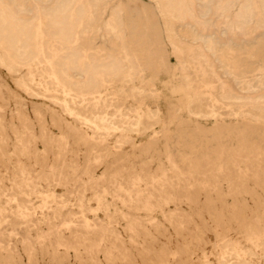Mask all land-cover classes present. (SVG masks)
Returning a JSON list of instances; mask_svg holds the SVG:
<instances>
[{"label":"rangeland","instance_id":"rangeland-1","mask_svg":"<svg viewBox=\"0 0 264 264\" xmlns=\"http://www.w3.org/2000/svg\"><path fill=\"white\" fill-rule=\"evenodd\" d=\"M94 3L0 0V264H264V0Z\"/></svg>","mask_w":264,"mask_h":264},{"label":"bare ground","instance_id":"bare-ground-1","mask_svg":"<svg viewBox=\"0 0 264 264\" xmlns=\"http://www.w3.org/2000/svg\"><path fill=\"white\" fill-rule=\"evenodd\" d=\"M75 1V0H74ZM79 1V0H78ZM86 1V0H85ZM95 3H102V2H104L105 0H93ZM157 1H159V3H161L162 5H163V7H164V10H166L167 11V13L168 14H172L173 16H175V17H184L185 18V16L187 15L186 13V10L183 8L184 6H182V3H181V1L182 0H157ZM90 2V1H89ZM65 3V2H64ZM67 3V2H66ZM94 3V4H95ZM156 3V2H155ZM262 3V2H261ZM68 5H69V3H67ZM83 4H85V3H83ZM93 4V5H94ZM157 4V3H156ZM184 4V3H183ZM65 5V4H64ZM77 5V4H76ZM81 5V4H80ZM91 4L89 3V6H90ZM228 5H230V4H228ZM227 5V6H228ZM70 6V5H69ZM83 6H85V5H83ZM218 6V5H217ZM226 6V7H227ZM261 7L259 8V25L261 26H263L264 27V3L262 4V5H260ZM60 7V6H59ZM66 7H68V6H66ZM64 8L63 10L65 11L66 9H68V8ZM74 7H75V5H74ZM80 7V6H79ZM85 7H87V6H85ZM160 7H161V5H160ZM232 7V6H231ZM230 7V8H231ZM77 8V7H76ZM162 8V7H161ZM187 8V7H186ZM216 8V7H215ZM218 8V7H217ZM246 8H248V7H246ZM40 9V8H39ZM90 9V8H89ZM92 9V8H91ZM189 9V8H188ZM223 9V8H222ZM233 9V8H232ZM51 10V9H50ZM56 11H58V8L57 9H55ZM61 10V9H60ZM76 10V9H75ZM82 10H83V8H82ZM85 10V9H84ZM83 10V11H84ZM159 10H160V8H159ZM229 10V8H226V9H224V10H222V12H221V15H223V16H225V18H229V14H228V11ZM248 10V9H247ZM254 10V9H253ZM256 10V9H255ZM38 11V10H37ZM49 11V10H48ZM67 11V10H66ZM74 11V10H73ZM96 11V10H95ZM165 11V12H166ZM251 11H252V8H251ZM250 11V13H252ZM49 12H51V11H49ZM75 12V11H74ZM78 12H79V10H78ZM46 13V12H45ZM53 13H55V11L53 12ZM65 12H61V13H58V14H60V16H61V14H62V16H63V14H64ZM79 13H81V12H79ZM87 13V12H86ZM121 13V12H120ZM161 13H163V11L161 12ZM254 13V12H253ZM56 14V13H55ZM57 14V15H58ZM83 14V13H82ZM115 14H117V12L115 13ZM119 14V13H118ZM165 14V13H164ZM231 14V13H230ZM4 15V14H3ZM49 15V14H48ZM51 15H52V13H51ZM54 15V14H53ZM74 15H77L76 13H74ZM220 14H219V16H221ZM5 16V15H4ZM42 16V15H41ZM44 16V15H43ZM42 16V17H43ZM66 16V15H65ZM69 16H71V14L69 15ZM78 16V15H77ZM83 16V15H82ZM99 16V15H98ZM163 16H165V15H163ZM162 16V17H163ZM169 16V15H168ZM253 16V15H252ZM38 17H40V16H38ZM58 17V16H57ZM57 17H56V19H57ZM64 17V16H63ZM67 17V16H66ZM100 17V16H99ZM120 17V16H119ZM173 18V17H171V18H173L174 20H176L177 18ZM188 17V16H187ZM4 18V17H3ZM46 18H47V16H46ZM114 18V17H113ZM116 18V19H115ZM115 23H114V25H112L113 27H116L117 25H118V18L115 16ZM169 17H167L166 19L167 20H169L168 19ZM189 18H190V16H189ZM207 18V17H206ZM5 19V18H4ZM35 19V18H34ZM33 19V20H34ZM48 19V18H47ZM52 19V18H51ZM50 19V17H49V21L51 20ZM64 19V18H63ZM113 19V20H114ZM235 19V18H234ZM54 20V22H55V19H53ZM67 20V22H68V18L66 19ZM99 20V19H98ZM228 20V19H227ZM1 21H2V18H1ZM3 21H5V20H3ZM52 21V20H51ZM58 21V20H57ZM64 21V20H63ZM120 22H121V20H119ZM249 21H251V20H249ZM33 22V21H32ZM54 22H53V25L52 26H54ZM235 22V21H234ZM3 24H4V22H2ZM55 23H58V22H55ZM63 23V22H62ZM122 23V22H121ZM175 23V22H174ZM245 23V22H244ZM248 23V22H247ZM247 23H245V24H240L239 26L238 25H236V27L238 26V30L240 31V33H243L244 31H245V29H246V24ZM5 24H6V22H5ZM5 24H4V26H5ZM49 24V26L51 27V23H48ZM110 24V23H109ZM123 24V23H122ZM170 24H171V22H170ZM238 24V23H237ZM250 24V23H249ZM258 24V23H257ZM63 25V24H62ZM61 25V26H62ZM149 25V24H148ZM258 25V26H259ZM29 26H31V25H29ZM57 26V25H56ZM120 26H121V24L118 26L119 28H120ZM234 26V25H233ZM259 26V27H260ZM40 27V26H39ZM58 27V26H57ZM57 27H55V28H57ZM59 27H60V24H59ZM64 27V26H63ZM167 27H168V25H167ZM172 27V26H171ZM227 27H230V26H227ZM170 28V27H169ZM231 28V27H230ZM18 29V28H17ZM40 29V28H39ZM38 29V30H39ZM51 29H53V28H51ZM122 29V28H121ZM7 30H9V28L7 29ZM6 30V28H5V31H7ZM58 30H60L59 28H58ZM81 30V29H80ZM167 30H169V29H167ZM170 30H172V29H170ZM235 30V29H234ZM237 30V29H236ZM235 30V31H236ZM28 31V30H27ZM43 31H44V29H43ZM63 31V30H62ZM113 31V30H112ZM119 31H120V29H119ZM239 31H237V32H239ZM17 32V31H16ZM45 32V31H44ZM46 32H47V29H46ZM50 32V31H49ZM51 32H53V31H51ZM56 32H58V31H56ZM64 32V31H63ZM171 32V31H170ZM169 32V33H170ZM223 32V31H222ZM226 32V31H225ZM1 33V32H0ZM9 33H10V30H9ZM19 33V32H18ZM20 33H21V30H20ZM55 33V32H54ZM109 33V32H108ZM119 33V32H118ZM124 33V32H123ZM173 33V32H172ZM221 33V32H220ZM224 33V32H223ZM6 33H4V35H5ZM45 34V33H44ZM51 33H49V35H50ZM111 34V33H110ZM117 34V33H116ZM120 34V33H119ZM118 34V35H119ZM214 34V33H213ZM227 34V33H226ZM4 35H2V37L4 36ZM52 35V34H51ZM55 35V34H54ZM54 35L52 36V37H54ZM61 35V32L59 33V36ZM124 35V34H123ZM224 35V34H223ZM244 35V34H243ZM42 36V35H41ZM56 36H57V34H56ZM55 36V37H56ZM113 36H114V34H113ZM116 37H117V35H115ZM120 36V35H119ZM11 37V36H10ZM17 37V36H16ZM63 37V36H62ZM65 37V36H64ZM125 37V36H124ZM172 37V36H171ZM14 38V37H13ZM13 38H11V41H12V39ZM60 38V37H59ZM67 38V37H66ZM4 39V38H3ZM2 39V40H3ZM28 39V38H27ZM71 39V38H70ZM117 39V38H116ZM64 40H65V38H64ZM68 40V39H67ZM14 41V40H13ZM119 41V40H118ZM122 41V40H121ZM203 41V40H202ZM4 42H5V40H4ZM124 42V41H123ZM2 43V42H1ZM0 43V44H1ZM120 43V42H119ZM175 43V42H174ZM10 44H12V43H8L7 45L10 47ZM123 44V43H122ZM157 44V43H156ZM4 45V44H3ZM42 45V44H41ZM121 45V44H120ZM124 45V44H123ZM153 45V44H152ZM175 45V44H174ZM204 45V44H203ZM176 46V45H175ZM216 46V45H215ZM4 47H6V46H4ZM50 47V46H49ZM82 47V46H81ZM125 47V46H124ZM178 48V47H177ZM198 48V47H197ZM10 49V48H9ZM11 49H13L12 47H11ZM65 49V48H64ZM5 50H7V49H5ZM52 50V49H51ZM206 50V49H205ZM209 50V49H208ZM213 50V49H212ZM48 51V50H47ZM6 52V51H5ZM14 52H15V50H14ZM127 52V51H126ZM9 53V52H8ZM41 54H42V52H41ZM209 55H211V54H209ZM213 55V54H212ZM12 56V55H11ZM17 56V55H16ZM19 56V55H18ZM108 56V55H107ZM117 56V55H116ZM3 57V56H2ZM43 57V56H42ZM53 57V56H52ZM126 57V56H125ZM124 57V58H125ZM197 57H198V55H197ZM196 57V58H197ZM201 56H199L198 58H200ZM28 58V57H27ZM61 58V57H60ZM111 58V57H110ZM115 58V57H114ZM159 58V57H158ZM201 58H203V57H201ZM50 59V58H49ZM63 59V58H62ZM74 59V58H73ZM72 59V60H73ZM116 59H120V58H115V61H116ZM190 59H192V58H190ZM204 59V58H203ZM218 59V58H217ZM216 59V60H217ZM18 60H19V58H18ZM57 60H59V59H57ZM71 60V61H72ZM76 60V59H75ZM75 60H74V62H75ZM97 60V59H96ZM111 60H113V59H111ZM137 60V59H136ZM238 60V59H237ZM10 61V60H9ZM14 61H16V60H14ZM20 61V60H19ZM60 61V60H59ZM64 61V60H63ZM115 61H114V63H115ZM120 61V60H119ZM193 61V60H192ZM218 61V60H217ZM41 62V61H40ZM111 62V61H110ZM123 62V61H122ZM206 62V61H205ZM204 62V63H205ZM221 61L219 60L218 61V63H220ZM225 62V61H224ZM32 63V62H31ZM50 63H51V60H50ZM57 63V62H56ZM63 63V62H62ZM73 63V62H72ZM120 63V62H119ZM124 63V62H123ZM197 63V62H196ZM203 63V62H202ZM1 64V63H0ZM17 64V63H16ZM21 64V63H20ZM53 64H54V62H53ZM60 64V63H59ZM87 64V63H86ZM90 64V63H89ZM105 64V63H104ZM107 64V63H106ZM109 64V63H108ZM207 64V63H206ZM220 64H222V63H220ZM225 64V63H224ZM64 65V64H63ZM91 65V64H90ZM118 65H120V64H113V62L112 63H110L109 65H91V66H89V68H82V67H80V66H75L76 67V69L77 70H79V72H81V73H83V74H85L86 75V79L84 80V83L86 84V86H85V88L83 89V91L82 92H80V90L81 89H77V82L74 80V78L71 76V75H68L67 73H65L64 72V70H61V69H54V67L52 68V74L51 73H49V74H51L52 75V77H53V80L54 81H56V83H58L59 85H60V88H62L63 90H64V92L66 93V94H70V95H72V93H73V95L72 96H74L73 98H75V99H78L79 101H82V102H86V101H94L92 104H93V106H94V108H95V111H100V109H101V106H100V104H101V100H102V95L100 94V92L99 91H97V89H99L97 86H98V84H99V81L102 79V80H104V82L106 81V75L108 76V74L110 75V73H112V72H115L116 70L118 71L119 69H118ZM226 65V64H225ZM27 66V65H26ZM50 66V65H49ZM57 65H55V67H56ZM61 66H62V64H61ZM123 66H125L124 64H123ZM122 66V67H123ZM139 66V65H138ZM219 66V65H218ZM217 66V67H218ZM86 67H87V65H86ZM207 67V66H206ZM69 68V67H68ZM197 68H199V67H197ZM211 68V67H210ZM19 69V68H18ZM49 69V68H48ZM75 69V68H74ZM122 69V68H121ZM120 69V70H121ZM206 69H208V68H206ZM41 70V69H40ZM119 70V71H120ZM210 70V69H209ZM50 71V70H49ZM48 71V72H49ZM227 71V70H226ZM44 73V72H43ZM47 73V72H46ZM117 73V72H116ZM211 73V72H210ZM77 74V73H76ZM103 74V75H102ZM104 74H106L105 76H104ZM117 74H119V73H117ZM25 75V74H24ZM31 75H33V74H31ZM48 75V74H47ZM114 75H116V74H114ZM212 75V74H211ZM49 76V75H48ZM78 76H79V74H78ZM224 76V75H223ZM52 77H49V78H52ZM114 77V76H113ZM47 78V77H46ZM84 78H85V76H84ZM112 78V77H111ZM33 79H35V78H33ZM32 80V79H31ZM47 80V79H46ZM52 80V79H51ZM109 80H111V79H109ZM239 80V79H238ZM28 81V80H27ZM54 81H52V82H54ZM217 81V80H216ZM29 82V81H28ZM81 82V81H80ZM107 82V81H106ZM122 82V81H121ZM218 82V81H217ZM103 83V82H102ZM57 84V85H58ZM59 85H58V87H59ZM104 85V84H103ZM221 85V84H220ZM25 86V85H24ZM45 86V85H44ZM80 86V85H79ZM238 86V85H237ZM19 87V86H18ZM38 87V86H37ZM81 88V87H80ZM119 88V87H118ZM135 88V87H134ZM57 89V88H56ZM141 90V89H140ZM239 90V89H238ZM26 91V90H25ZM46 91V90H45ZM55 91V90H54ZM59 91H61V90H59ZM132 93V92H131ZM243 93V92H242ZM71 96V97H72ZM70 97V98H71ZM86 97V98H85ZM88 97V98H87ZM36 98V97H35ZM56 98V97H55ZM104 98V97H103ZM221 98V97H220ZM228 98H229V96H228ZM227 98H225L224 100H226ZM235 99V98H234ZM108 100V99H107ZM231 100V99H230ZM232 100H233V98H232ZM237 100H239L238 98H237ZM236 100V101H237ZM50 101V100H49ZM71 101H73V100H71ZM229 101V100H228ZM243 100H241L240 101V103L242 102ZM76 102H78V101H76ZM227 102V101H226ZM238 102V101H237ZM56 103V102H55ZM61 103V102H60ZM79 103V102H78ZM81 103V102H80ZM112 103V102H111ZM220 103V102H219ZM234 103H236V102H234ZM256 103V102H255ZM74 104V103H73ZM65 105V104H64ZM79 105V104H78ZM87 105V104H86ZM85 105V106H86ZM84 106V107H85ZM73 107V106H72ZM80 107V106H79ZM104 107V106H103ZM227 108V107H226ZM85 110V109H84ZM105 111V110H104ZM95 113V112H94ZM73 114V113H72ZM91 114V113H90ZM98 114V113H97ZM104 114V113H103ZM40 116V115H39ZM97 116V115H96ZM126 116V115H125ZM76 117V116H75ZM92 117V116H91ZM108 117V116H107ZM98 118V117H97ZM103 118V117H102ZM114 118V117H113ZM123 118V117H122ZM126 118V117H125ZM18 119V118H17ZM104 119H105V117H104ZM72 120V119H71ZM82 120V119H81ZM84 120H87V119H84ZM83 120V121H84ZM10 121V120H9ZM106 121V120H105ZM82 122V121H81ZM87 122V121H86ZM124 122V121H123ZM6 124V123H5ZM4 124V125H5ZM86 124H88V123H86ZM123 124V123H122ZM86 126V125H85ZM90 126V125H89ZM132 126V125H131ZM135 127V126H134ZM123 128V127H122ZM116 129H118V128H116ZM1 132V131H0ZM69 132V131H68ZM107 132V131H106ZM4 135V134H3ZM68 137V136H67ZM1 138V137H0ZM133 139V138H132ZM118 141V140H117ZM12 145V144H11ZM14 147V146H13ZM114 149V148H113ZM59 152V151H58ZM153 152V151H152ZM242 153H243V151H242ZM2 154V153H1ZM168 155V154H167ZM58 156V155H57ZM180 156V155H179ZM245 156V155H244ZM262 156V155H261ZM125 159H126V157H125ZM9 160V159H8ZM84 160V159H83ZM151 160V159H150ZM189 160V159H188ZM243 160V159H242ZM5 161V160H4ZM144 161V160H143ZM20 162V161H19ZM162 165V164H161ZM19 167V166H18ZM17 167V168H18ZM22 167V166H21ZM61 168V167H60ZM155 168V167H154ZM175 168V167H174ZM103 170V169H102ZM169 170V169H168ZM7 172V171H6ZM106 174V173H105ZM61 176V175H60ZM237 179V178H236ZM95 181V180H94ZM153 182V181H152ZM76 183V182H75ZM56 184V183H55ZM199 186V185H198ZM29 189V188H28ZM171 191V190H170ZM95 192V191H94ZM130 192V191H129ZM55 195V194H54ZM53 195V196H54ZM78 195V194H77ZM39 196V195H38ZM51 198H49V200H50ZM119 200V199H118ZM14 201V200H13ZM10 202V201H9ZM44 204V203H43ZM49 204V203H48ZM120 204V203H119ZM28 205V204H27ZM30 206V205H29ZM62 209H64V208H62ZM43 210V209H42ZM47 211V210H46ZM25 212H26V210H25ZM28 212V211H27ZM6 213V212H5ZM28 215V214H27ZM163 215V214H162ZM20 216V215H19ZM21 217H22V215H21ZM25 217V216H24ZM61 217V216H60ZM165 217V216H164ZM170 217V216H169ZM47 218V217H46ZM143 221V220H142ZM72 222H70V224H71ZM65 224V223H64ZM67 224V223H66ZM65 224V225H66ZM72 225H74V224H72ZM83 225V224H82ZM75 226V225H74ZM61 227V226H60ZM68 229V228H67ZM88 229V228H87ZM92 229V228H91ZM61 230V229H60ZM49 231V230H48ZM42 233V232H41ZM45 233V232H44ZM107 233H109V232H107ZM47 235V234H46ZM44 236V235H43ZM5 237V236H4ZM18 237V236H17ZM41 238V237H40ZM16 239V238H15ZM39 239V238H38ZM37 240V239H36ZM150 240V239H149ZM23 241V240H22ZM13 243V242H12ZM128 243V242H127ZM37 244V243H36ZM42 244V243H41ZM12 245V244H11ZM38 245V244H37ZM182 245V244H181ZM110 246V245H109ZM33 247V246H32ZM53 247V246H52ZM39 249V248H38ZM33 250V249H32ZM53 252V251H52ZM32 253V252H31ZM31 255V254H30ZM174 256V255H173ZM29 257V256H28ZM176 257V256H175ZM29 259V258H28ZM113 261V260H112ZM204 261V260H203ZM208 262V261H207ZM242 262V261H241ZM120 263V262H119ZM243 263V262H242Z\"/></svg>","mask_w":264,"mask_h":264}]
</instances>
